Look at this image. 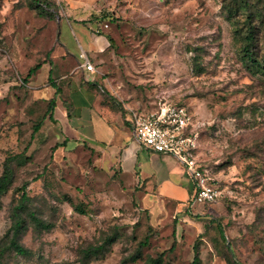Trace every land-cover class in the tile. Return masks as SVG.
<instances>
[{"label": "rangeland", "instance_id": "obj_1", "mask_svg": "<svg viewBox=\"0 0 264 264\" xmlns=\"http://www.w3.org/2000/svg\"><path fill=\"white\" fill-rule=\"evenodd\" d=\"M47 1L52 19L30 0H0V176L18 157L13 184L0 198V264H148L162 255V264H191L196 252L201 264H264V71L243 60L238 34L248 21L259 26L256 52L264 58V0H248L235 17L228 0ZM71 14L110 26L102 28L113 50L108 69L100 68L133 111L168 103L191 112L198 160L221 192L216 202L176 213L178 202L157 197L167 202L166 214L158 201H143L96 167L82 148L56 154L46 113L32 106L24 79L54 42L47 21ZM68 24L58 23L61 42L67 29L72 33ZM24 187L20 254L10 247V230ZM114 235L104 251L84 255Z\"/></svg>", "mask_w": 264, "mask_h": 264}, {"label": "crops", "instance_id": "obj_2", "mask_svg": "<svg viewBox=\"0 0 264 264\" xmlns=\"http://www.w3.org/2000/svg\"><path fill=\"white\" fill-rule=\"evenodd\" d=\"M89 16L71 14L47 21L54 42L39 61L41 68L26 82L32 106L45 114L49 101L56 97L51 110L53 121L48 118L46 125L57 143L56 154L66 155L82 148L94 155L96 167L113 173L132 193L145 196L143 201L156 204L157 197L163 196L168 202H178L174 211L180 213L184 207H192L195 183L174 156L153 152L136 141L132 122L121 112L120 104L130 111L135 108L118 96L117 80L102 73L108 69L105 63L114 40L105 34L104 25L99 27L97 22L89 21ZM63 18L69 19L73 35L67 29L61 42L57 30ZM82 52L96 73L80 67ZM142 110L147 113L150 108ZM55 129L60 130L59 137ZM158 203L166 214L170 213L167 202Z\"/></svg>", "mask_w": 264, "mask_h": 264}, {"label": "built area", "instance_id": "obj_3", "mask_svg": "<svg viewBox=\"0 0 264 264\" xmlns=\"http://www.w3.org/2000/svg\"><path fill=\"white\" fill-rule=\"evenodd\" d=\"M105 28L109 25L105 24ZM81 68L96 73L95 66L82 52ZM133 134L138 143L149 150L174 156L184 165L187 175L194 181L195 190L191 204H212L221 192L211 172L203 167L197 157V135L194 133V116L184 106L160 104L153 112L138 113L132 110Z\"/></svg>", "mask_w": 264, "mask_h": 264}, {"label": "trees", "instance_id": "obj_4", "mask_svg": "<svg viewBox=\"0 0 264 264\" xmlns=\"http://www.w3.org/2000/svg\"><path fill=\"white\" fill-rule=\"evenodd\" d=\"M228 1L229 3L226 5L225 9L229 13L230 17L237 16L242 11V9L245 8V4L249 5L248 0H228ZM232 2L234 3V5H230ZM29 6L34 10L46 12L47 14H49L48 18L50 19L53 18V16L50 15L49 13L50 5L47 0H30ZM39 14H41V12ZM94 18H90L89 21L95 20ZM110 20H113V18H111ZM238 34L241 37V41H242L241 42V45H242L241 53H242L243 60L246 63H249V66L257 67V68H260L262 71H264V58L261 59L258 56V53L256 52V48L261 42L259 26H257L256 24L254 25V22L248 21V24L245 25V28H241ZM41 66H42L41 62H38L36 65H34L28 71V74L26 78L24 79V83H26L28 79L32 77L41 68ZM59 93H60V90L58 89L57 94ZM55 104H56V97H54L53 99L49 101L48 108L45 114V116L49 118L50 121H53L51 110L55 107ZM40 126H41V123L35 126L34 133H36L40 129ZM15 159H18V157L17 158L13 157L12 161H14ZM12 161L11 160L6 161L3 174L0 176V198L4 196L10 190V187L14 181V170L11 164ZM28 201H29V197L26 192V187H24L22 189L20 204L16 207V210L13 214L14 223L10 230V232H12V238L10 240V247L15 249L20 254H24L25 250L19 245L16 238L18 237L19 233L25 227L26 221L24 217L22 216L21 211L24 209V205ZM217 228L220 233V236L222 237V240L226 242L227 239H226V236H225V233H224V230L221 224H218ZM115 238H116L115 235L110 236L109 239H107V241L102 243V245L89 247L84 252V255L89 257L91 255L98 254L101 251H104L107 245L111 244ZM175 247H176V241L173 243V246L171 249L173 250ZM162 261H163V255L157 259L150 258V261L148 264H162ZM81 264H86V263L83 262ZM191 264H201V259L199 257L198 252H196L194 261Z\"/></svg>", "mask_w": 264, "mask_h": 264}, {"label": "water", "instance_id": "obj_5", "mask_svg": "<svg viewBox=\"0 0 264 264\" xmlns=\"http://www.w3.org/2000/svg\"><path fill=\"white\" fill-rule=\"evenodd\" d=\"M228 245H230V244L228 243Z\"/></svg>", "mask_w": 264, "mask_h": 264}]
</instances>
